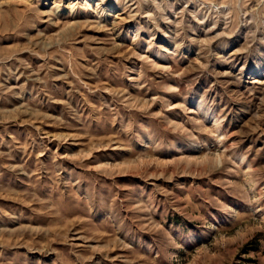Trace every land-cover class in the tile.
<instances>
[{
	"label": "rangeland",
	"instance_id": "1",
	"mask_svg": "<svg viewBox=\"0 0 264 264\" xmlns=\"http://www.w3.org/2000/svg\"><path fill=\"white\" fill-rule=\"evenodd\" d=\"M0 264H264V0H0Z\"/></svg>",
	"mask_w": 264,
	"mask_h": 264
}]
</instances>
